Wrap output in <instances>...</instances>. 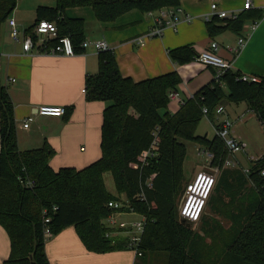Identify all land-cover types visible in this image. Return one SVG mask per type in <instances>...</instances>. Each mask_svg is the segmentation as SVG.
Listing matches in <instances>:
<instances>
[{
    "label": "trees",
    "instance_id": "1",
    "mask_svg": "<svg viewBox=\"0 0 264 264\" xmlns=\"http://www.w3.org/2000/svg\"><path fill=\"white\" fill-rule=\"evenodd\" d=\"M51 1L55 3L53 7L36 8L34 23L24 33L33 36L40 20L54 22L58 37H68L77 54L82 51L84 22L66 18V9L89 7L98 22L111 23L132 10L147 14L175 8L180 0ZM17 3L18 0H0V27ZM261 17L256 15L254 21ZM243 19L240 16L227 21L225 27H216L212 20L206 24L208 34L214 36L224 29L241 34ZM168 54L179 65L190 63L198 55L189 45ZM240 76L239 72L224 71L169 115V94L181 82L176 72L134 83L121 76L110 50L98 53L97 73L85 79L84 90L86 101L108 103L102 112L100 158L80 170L57 171L49 166L54 151L48 145L18 150L14 106L0 84V225L10 239L5 264H49L44 252L45 227L52 236L74 227L85 249L93 253L127 249L128 240L110 238L103 224L110 214L117 213L108 208V203L121 196L127 201V208L121 211L146 218L139 244L141 256L135 264H145L146 258L158 252L167 254V264H264V182L259 176L264 155L250 162L247 174L242 168L221 171L208 198V208L227 219L230 226L223 229L217 225V238L207 233L210 244L176 215L175 198L184 177L183 142L209 150L212 162L219 167L227 156L217 137L207 139L195 134L202 117L213 122L215 109L222 103H244L264 131V76L255 83L242 82ZM65 111L64 117L68 108ZM156 128L155 156L142 164L141 155L152 146ZM105 174L112 178L115 195L106 189ZM19 180L32 182L33 186L26 188ZM46 218L49 222L44 224Z\"/></svg>",
    "mask_w": 264,
    "mask_h": 264
},
{
    "label": "crops",
    "instance_id": "2",
    "mask_svg": "<svg viewBox=\"0 0 264 264\" xmlns=\"http://www.w3.org/2000/svg\"><path fill=\"white\" fill-rule=\"evenodd\" d=\"M250 1L251 9L241 12L245 0H180L178 7L192 16L193 20L180 23L175 28H166L162 36L145 39L142 44L136 43V40L148 34L154 22L147 14L137 10L125 13L111 23L98 22L89 7L68 8L64 15L69 19L83 20L84 42L91 44L103 41L108 44L123 78L138 83L176 72L181 82L174 93L183 103L212 81L216 70L194 59L184 65L176 64L169 57L170 50L189 45L200 54L210 42H215L218 45L216 54L229 65L231 71L247 77L264 76V0ZM211 4H216L219 10L226 12L240 11L239 17H244L241 34L224 29L210 36L202 17L210 12ZM54 5L51 0L50 3L46 0H18L9 18L15 21L18 31L24 32L34 23L38 6ZM25 12H31V18L25 16ZM259 14L262 16L260 20L254 21ZM226 22L214 18L212 23L216 27H225ZM253 22L256 28L250 30ZM241 35H248L245 45L238 54H233L231 51L236 48ZM97 70L98 53L91 46L70 57L42 55L34 51L24 53L21 42L10 39L7 23L0 27V84L6 88L14 106L19 151L48 145L54 151L49 159V166L54 171L61 168L80 170L100 158L98 142L102 112L108 103L88 102L82 93L85 79L95 75ZM242 104L222 103L225 115L214 117L213 122L221 121L224 117L232 124L234 121L243 122L246 119L244 113L249 110ZM40 106L64 107L69 112L61 118L38 116L36 108ZM169 106L174 108L173 111ZM180 106L178 100L169 99L170 111L167 109L166 112L173 115ZM250 115L254 116L251 112ZM29 117L33 119L29 127L22 128L23 122ZM238 139L245 145V155L250 154L249 149H256L243 135H239ZM114 215L138 214L121 211ZM109 237L127 239L122 232L114 237L109 232ZM44 252L49 264H135L140 258L129 248L102 254L87 251L72 226L45 240ZM9 255L10 239L0 225V264H5ZM155 256L162 257V264H167L164 254L149 256L145 264L152 262Z\"/></svg>",
    "mask_w": 264,
    "mask_h": 264
},
{
    "label": "built area",
    "instance_id": "3",
    "mask_svg": "<svg viewBox=\"0 0 264 264\" xmlns=\"http://www.w3.org/2000/svg\"><path fill=\"white\" fill-rule=\"evenodd\" d=\"M251 7V1L245 0L244 5L240 11H248L251 9ZM240 11L226 12L219 10L216 4H211L210 12L208 14H205L202 19L206 23L211 22L214 18L225 21H235L239 18ZM147 15L153 20L154 27L148 32V34L136 40V43L138 44H142L145 39L162 36L163 30L166 28H175L180 23H190L193 20V17L185 14L180 7L164 8L156 12H149L147 13ZM6 23L9 27L10 39L13 42H21L22 50L24 53H32L34 51L37 54L42 55L65 57H70L76 54L74 52V47L68 37H58L57 28L54 22L40 20L33 29V36L26 35L24 32L18 31L16 23L13 19L8 18ZM255 28L256 23L253 22L251 24L250 30H254ZM247 37L248 35H241L238 38L236 48L232 49L231 51L233 52V54H238L240 52V50L245 45ZM54 40H56L57 42L55 44H52L51 42ZM89 46H91L96 53L109 51L108 44L103 41H97L91 44L83 41L80 45V48L84 50ZM217 51L218 45L215 42H210L206 47L205 51L201 52L194 58L196 62L208 67H212L216 70V75L214 77L215 80L224 71L230 70L229 65L216 54ZM239 80L242 82L249 83L258 82V78L256 77H247L243 75L240 76ZM82 93L85 94L84 89L82 90ZM169 99L178 100L179 103L182 104V102L178 99L177 94L174 92H171L169 94ZM65 112L66 111L64 107L40 106L36 108V115L45 117L61 118L65 115ZM202 113L206 115L207 110L203 108ZM224 115L225 110L223 106L219 105L215 109L214 117ZM32 120L33 119L31 117L26 119L22 124V128L27 129ZM157 130L158 128H156L155 132L152 133L155 138L152 143V146L148 151L144 152L141 155L142 164H144L149 158H154L155 156V151L157 148ZM213 130L214 136L223 142L224 148L229 155L245 153V145L238 138L235 137L232 129V123L227 118L224 117L221 121L213 123ZM196 152L198 156L204 157L206 160L213 159V154L205 148L199 147L196 149ZM262 156H260L259 158H261ZM259 158H249V160L251 162ZM224 163L226 166H231V163L228 160H226ZM243 172L247 174L248 169H243ZM259 176L264 182V167L259 170ZM213 180V177H211L210 175L203 174V179L199 183H197L196 185L191 184L189 187H187L186 197H188V203L184 209L181 208L182 219L187 220L190 223L198 221L200 213L204 207V202L207 199L210 189L213 185ZM19 181L20 184L24 185V187L26 188H31L33 186L32 182L24 183L23 180ZM108 208L117 211L116 214H118L121 212V209L127 207H124V205H122L121 203L110 202L108 203ZM113 216L114 214L110 215V217H108L106 220H109L111 225H116L120 233H124L125 237L128 240V248L132 249L135 252L136 257H140L141 253L139 251V244L143 234L146 218L140 215V219L137 221L117 224L116 220L113 219ZM48 222V218L44 219V224H47ZM51 236L52 235L49 229L45 227L43 232L44 239L47 240Z\"/></svg>",
    "mask_w": 264,
    "mask_h": 264
},
{
    "label": "rangeland",
    "instance_id": "4",
    "mask_svg": "<svg viewBox=\"0 0 264 264\" xmlns=\"http://www.w3.org/2000/svg\"><path fill=\"white\" fill-rule=\"evenodd\" d=\"M46 2L50 3V0H46ZM21 4H22V1L20 5ZM24 15L25 16L27 15L31 18V12H27V13L25 12ZM239 104H242V103H239ZM242 106L244 108H247L245 104H242ZM169 108L171 111H173L174 109L170 106ZM167 109H168V105H167ZM170 110L168 109V112ZM244 116L246 119L243 122L234 121V124H232V129L234 130V133H235L234 135L236 138H238L239 135H243L250 142V144H252V146L256 147V149L251 150L248 148L249 150L248 149L247 150L250 153L248 155H245L244 153H237L234 155H229L227 153V156L224 162L228 160L231 163V166H226L225 163L223 162L222 166L219 167L218 164H215L214 162H212L213 159L206 160L204 157L197 155L196 149L199 148V146H196L192 142H187V141L183 142L186 147V156L184 158L183 166H182L184 177L182 178L180 182V185L178 187V191L176 194V198H175L176 215L179 220H182L184 224H187L188 228L191 229L194 232V234H197L199 238L203 237L204 243L206 244L211 243L210 237L206 235L207 233L217 238L218 235L220 234L218 226L222 227L223 229H227L230 226V223L227 219L222 217L218 212L209 211V208H208V201H209L208 198L209 196L213 194L216 181L218 180L221 171L224 169L233 170V169H240V168H242V171H243V169H248V165L250 164V160H249L250 156H252V158H256L260 154L262 153L264 154V132L260 124L258 123V121L255 119L254 116L250 115L249 111L244 113ZM213 123L214 122L211 123L206 116L202 117V119L196 126L195 134L197 136H206L207 139H211L214 136ZM98 146H99V142H98ZM246 147H249V146H246ZM199 174L210 175L211 177H213L214 182H213L212 189L210 193L208 194L207 199L204 202V207L200 213V217L198 221L190 223L187 220L182 219L181 208L187 196L186 195L187 187H189L193 183L196 176ZM104 183H105L107 191L110 194L115 195L114 194L115 189L113 186L112 178L109 174L104 175ZM116 202L121 203L122 205H124V207L125 206L127 207V201L125 200L124 196H121L120 199ZM110 215L108 217H110ZM106 219L103 221V224H104V227L109 230V232L111 233V236L114 237L115 234L120 233L118 231V227L116 225L115 227H113L114 225H111L110 221L109 220L107 221ZM113 219H115L116 223L119 224V223H128L132 221H137L140 218L138 215H129V216L128 215H124V216L114 215ZM156 254H159L160 256L164 254L167 257V254L164 252H158ZM155 262L162 264V257H159V256L153 257V260L150 263L155 264Z\"/></svg>",
    "mask_w": 264,
    "mask_h": 264
}]
</instances>
